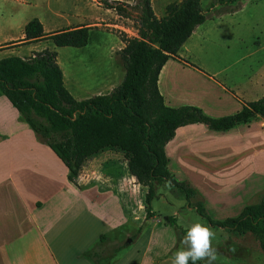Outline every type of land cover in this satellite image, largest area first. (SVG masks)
Wrapping results in <instances>:
<instances>
[{
  "label": "crops",
  "instance_id": "obj_1",
  "mask_svg": "<svg viewBox=\"0 0 264 264\" xmlns=\"http://www.w3.org/2000/svg\"><path fill=\"white\" fill-rule=\"evenodd\" d=\"M73 1L76 2V14L61 17L62 28L50 32L44 28L46 34L83 27L90 28L92 34L108 26L105 19L102 22L96 20V11L103 10L96 0ZM156 16L163 17V12ZM12 21L10 18L9 22ZM29 22L26 20L19 26V35L0 36V61L10 57L25 60L35 52L54 49L51 40L23 42ZM196 30L178 53L186 63L170 59L160 73L159 90L165 105L170 108L196 107L217 119L237 114L243 102L264 98V72L243 74L245 83L235 85L231 77L222 78L220 72L210 75L189 63L184 56ZM113 37L118 46L110 47L113 55L109 54V59L115 63L114 58H117L115 64L120 68L118 52L126 45ZM63 49H55L58 64L66 89L77 101L108 95L123 82L126 71L121 73L120 84H115L116 79H109V75L97 78L91 86L79 83L60 62ZM102 78L106 81L102 82ZM0 117L7 120L4 131L0 130V138L1 135L7 137L5 146L8 148L0 153V264H105L103 258H98L100 248L121 242L123 238L125 241L115 247L116 256L111 264H171L176 242L160 254L162 244L155 230L144 232L143 227L128 230L130 223L136 221L130 209L131 201L128 198L122 200L115 188H119L120 176L135 180L129 176L131 170H116L113 175L119 177L117 180L110 178L108 184H93L82 178L84 166L77 185H74L68 179L69 169L65 162L42 142L1 93ZM112 151V155L118 152L117 149ZM165 152L172 176L179 182L191 184L197 192L194 200L203 203L213 221L237 218L245 207L256 205L264 198L262 117L226 132L212 131L202 124L182 127L166 145ZM144 188L148 190V187ZM10 194L16 200L13 213L23 211L25 217L10 214V207H13ZM143 218L146 223L154 221ZM247 256L254 264L259 259V255L254 257L249 251Z\"/></svg>",
  "mask_w": 264,
  "mask_h": 264
},
{
  "label": "trees",
  "instance_id": "obj_2",
  "mask_svg": "<svg viewBox=\"0 0 264 264\" xmlns=\"http://www.w3.org/2000/svg\"><path fill=\"white\" fill-rule=\"evenodd\" d=\"M135 1V6L126 7L119 2L102 3L119 16L135 20L139 26L138 37L122 40L126 47L120 56L126 74L110 94L77 101L65 87L57 51L49 49L35 52L25 60L18 57L1 60L0 93L10 100L42 142L65 162L68 179L74 185L89 152L99 146L116 145L112 131L116 118L132 119L137 124L134 134L137 149L146 158V210L152 215L155 183L169 184L187 202L197 197L190 183L177 181L169 171L165 148L177 130L195 124L216 132L232 130L258 117L264 118V98L243 102L237 114L217 119L192 106L167 107L159 90L160 73L170 59L185 62L179 51L209 16L202 8V0L171 3L161 18L155 15L152 0ZM237 2L213 0L211 7H230ZM235 11L233 8L224 14ZM24 35L25 43L51 40L56 48H84L89 43L90 28L46 34L41 21L33 19L26 25ZM194 208L210 226L239 236L252 234L264 243V198L245 207L239 217L224 222L211 220L202 202H197ZM164 223L177 227V219L173 217H165Z\"/></svg>",
  "mask_w": 264,
  "mask_h": 264
},
{
  "label": "rangeland",
  "instance_id": "obj_3",
  "mask_svg": "<svg viewBox=\"0 0 264 264\" xmlns=\"http://www.w3.org/2000/svg\"><path fill=\"white\" fill-rule=\"evenodd\" d=\"M180 1L152 0L154 13L159 15L163 12L164 16L167 5ZM212 1L202 0V8L209 17L206 23L196 30L184 58L210 75L220 72L222 78L231 77L235 85L244 84L243 74L253 75L264 72V64L261 65L264 62V0H238L235 5L224 8H212ZM104 2H119L120 5L126 7L135 6L136 1L96 0V4H101L103 7L102 11H96L98 18L96 20L102 22V19H105L108 26H103V31L116 36L121 41L138 37V23L135 20L119 16L115 11H107L102 4ZM75 4L76 2L73 0H0V36L19 35L21 32L19 26L26 20L32 21L33 19L40 20L47 32L62 28L61 17L74 16L76 14ZM233 8L236 9L235 13L224 14ZM10 18H13L12 22H9ZM9 24H12V27H9ZM103 31L96 30L90 34V43L87 45L88 47L84 48H56L53 41L50 42L51 47H54L52 51L63 49L60 53V62L63 68L66 67L71 71V74H74V78L79 83L81 81L84 85L91 86L95 84L97 78L104 75H109V79H116L115 84L121 83V73L122 71L125 73V70H122L123 61L120 59L121 67L118 68L115 64L117 58H114L115 63L109 59V54H112L110 47L117 48L118 42L112 35L109 36ZM25 51L27 52V49ZM118 55L120 56V52ZM105 81L102 78V82ZM120 119L112 124L113 134L119 143H116L115 146H99L91 153L89 152V156L83 164L85 167H82L81 176L93 184H108V179L111 178V181H114L119 178L113 175L114 171L123 172L126 169L125 171L128 172L131 170L129 176L130 178L134 177L135 180H129L128 176H120L119 188H115L120 193L122 200L128 198L131 201L129 205L134 212L133 217L136 221L135 224L130 223L128 230L133 228L139 230L140 227H143L144 232L155 230L159 236L156 235V237L162 244V249L158 252L161 254L165 248L176 242L174 254L177 250L186 247L181 244L183 237L193 224L199 223L214 233L211 246L216 249V260L213 264H254L247 256L248 251L254 254V257L259 255L255 264H264V243L262 244L252 234L239 236L210 226L207 220L200 217L195 211L196 201L187 202L184 196L167 183L154 184L155 199L151 205L153 214H147L146 195L148 190L144 188V186L147 187L146 158L140 154L134 140V130L137 124L125 116ZM5 126H7V120L0 117L1 132L4 131L3 127ZM6 140L7 137L1 135L0 153L8 149L5 146ZM116 149L117 154L112 155V150L116 151ZM10 195L12 197V194ZM11 203L13 207H10V212H12L10 214L25 217L23 211L13 213L16 211L14 196ZM143 217L154 221L146 223ZM165 217L177 219V227L166 226ZM123 240L108 244L104 249L100 248L98 258H103L105 264H111L116 256L115 247L120 245ZM200 262L204 264L203 261Z\"/></svg>",
  "mask_w": 264,
  "mask_h": 264
},
{
  "label": "clouds",
  "instance_id": "obj_4",
  "mask_svg": "<svg viewBox=\"0 0 264 264\" xmlns=\"http://www.w3.org/2000/svg\"><path fill=\"white\" fill-rule=\"evenodd\" d=\"M214 233L199 223L193 224L183 237L181 244L186 246L177 250L171 259V264H213L216 260V249L211 246Z\"/></svg>",
  "mask_w": 264,
  "mask_h": 264
}]
</instances>
